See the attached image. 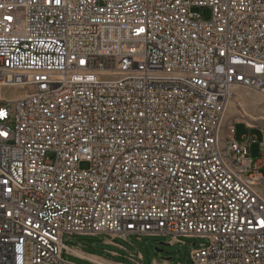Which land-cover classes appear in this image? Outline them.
<instances>
[{
	"label": "built area",
	"instance_id": "2783aa9c",
	"mask_svg": "<svg viewBox=\"0 0 264 264\" xmlns=\"http://www.w3.org/2000/svg\"><path fill=\"white\" fill-rule=\"evenodd\" d=\"M7 88L0 264H74L61 239L100 234L264 264V135L256 160L221 137L235 88L264 97V0H0Z\"/></svg>",
	"mask_w": 264,
	"mask_h": 264
},
{
	"label": "rangeland",
	"instance_id": "374dc122",
	"mask_svg": "<svg viewBox=\"0 0 264 264\" xmlns=\"http://www.w3.org/2000/svg\"><path fill=\"white\" fill-rule=\"evenodd\" d=\"M193 12L198 14L201 20H208L211 16L209 8H193ZM20 93L18 89H0V96L11 97ZM246 125L251 126L249 129ZM231 135L237 142H243L246 138H251L253 144L250 148V155L256 160L261 153L259 143L264 135V97L257 91L235 88L229 100L224 114L221 137ZM89 164L81 162L79 169L87 170ZM264 176V169L260 171ZM264 196V185L257 187ZM106 240L114 242L117 246L105 243ZM61 243L70 249H78L83 254L94 255L107 259L114 263L123 264H193L189 257L191 248H199L207 241L199 238H182L178 242L170 244L168 236L149 237L141 236L138 240L134 236L125 239L112 238L109 235H86V236H64ZM120 246L121 248H119ZM109 251H114L118 255L110 256ZM62 258L74 264H92L89 261L74 257L65 250L62 251Z\"/></svg>",
	"mask_w": 264,
	"mask_h": 264
},
{
	"label": "crops",
	"instance_id": "0c3cea01",
	"mask_svg": "<svg viewBox=\"0 0 264 264\" xmlns=\"http://www.w3.org/2000/svg\"><path fill=\"white\" fill-rule=\"evenodd\" d=\"M105 243L111 245V246H117L114 242L110 241V240H106ZM119 248H121L120 246H118ZM71 255H73L74 257H77L79 259H82V260H86V261H89L91 262L93 259L97 261L98 260H103L104 262H106L107 264H123V263H114L112 261H109L107 259H104V258H100V257H97V256H94V255H86V254H83L80 250L78 249H70V252H69ZM110 256L114 257V256H117L118 254L114 251H109L108 252Z\"/></svg>",
	"mask_w": 264,
	"mask_h": 264
},
{
	"label": "bare ground",
	"instance_id": "6f19581e",
	"mask_svg": "<svg viewBox=\"0 0 264 264\" xmlns=\"http://www.w3.org/2000/svg\"><path fill=\"white\" fill-rule=\"evenodd\" d=\"M19 94V93H18ZM18 94H16V95H18ZM94 260V259H93ZM94 261H97V259L96 260H94Z\"/></svg>",
	"mask_w": 264,
	"mask_h": 264
}]
</instances>
